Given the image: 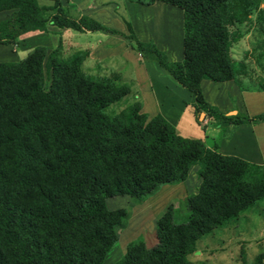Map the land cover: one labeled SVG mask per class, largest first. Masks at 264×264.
Masks as SVG:
<instances>
[{"label": "trees", "instance_id": "obj_1", "mask_svg": "<svg viewBox=\"0 0 264 264\" xmlns=\"http://www.w3.org/2000/svg\"><path fill=\"white\" fill-rule=\"evenodd\" d=\"M51 1L0 0V11L11 10L0 21V44L49 25L116 33L89 16L72 15L61 0ZM129 1L181 9L180 61H167L152 42L139 41L127 21L123 36L190 93L196 117L203 112L218 125L264 120V113L220 112L200 89L203 79L237 81L245 73L230 54L240 34L229 28L250 21L255 10L264 35L261 0ZM251 50L264 74V38ZM86 55L79 50L62 57L60 45L35 46L17 61L0 62V264H101L128 213L108 201L118 196L142 202L161 186L182 182L191 165H197L195 192L167 201L151 229L127 242L112 264H205L187 256L201 236L264 199V164L182 136L161 115L148 118L138 101L105 113L130 86L118 73H86ZM253 264H264V252Z\"/></svg>", "mask_w": 264, "mask_h": 264}, {"label": "crops", "instance_id": "obj_2", "mask_svg": "<svg viewBox=\"0 0 264 264\" xmlns=\"http://www.w3.org/2000/svg\"><path fill=\"white\" fill-rule=\"evenodd\" d=\"M49 1L51 4L52 1ZM109 1L111 0H99L96 5H104ZM112 1L122 7L123 10H130L131 12L154 8L157 11L166 10L168 13L173 14L174 10L172 7H165L163 5L165 3L159 1L149 5H142L129 0ZM61 2L67 4L68 0H61ZM71 2V5L77 9L80 15H91L85 12L89 7L81 5V0L77 2L71 0ZM10 12L11 10L0 11V21L6 19ZM129 17L126 19L122 17L124 21L123 29H115L105 25L114 29L116 33L98 30L99 32H105V34L98 35L97 39L86 46L66 43L64 38L73 39L77 37L76 34H90L89 32L95 31H75L49 25L45 31L26 32L14 44H0V59H2L0 62L17 61L35 46H45L48 50H51L60 45V55L62 57L75 51L85 50L87 55L82 63V68L86 69V73L95 75L118 73L122 80L130 86V92L133 94L132 102L138 101L141 104V111L148 118L159 114L173 125L182 136L201 139L206 147L212 148L214 146L221 154L234 155L254 164H264V120L255 124L218 125L203 112L196 117L190 93L176 83L167 73H162L155 67H153L154 76H151L147 65L142 60V56L125 41L123 35L127 33L125 25V21H127L139 41L152 42V38L146 34H141L134 24L135 21L130 20L135 19L133 15L131 14ZM177 21L179 30L182 31V12L181 18L178 17ZM237 61L244 63L241 58ZM258 72L255 77H252L249 73L241 74L237 77V81L214 82L203 79L200 81L201 93L206 102L226 114L239 112L246 115H255L264 113V103L263 106L260 105L264 101V89L261 88V85L264 84V74L261 71ZM152 77L155 78V82H153ZM236 98L241 103L240 106H237L231 100L236 101ZM191 168L194 175L192 181H189L188 172ZM196 169L197 165L190 166L187 176L182 182L161 186L157 192L141 203L140 215L137 216L143 217L141 218L143 222L142 229L151 225L157 211L161 210L169 199H182L186 195L195 192L199 184ZM118 253L120 256L121 250Z\"/></svg>", "mask_w": 264, "mask_h": 264}, {"label": "rangeland", "instance_id": "obj_3", "mask_svg": "<svg viewBox=\"0 0 264 264\" xmlns=\"http://www.w3.org/2000/svg\"><path fill=\"white\" fill-rule=\"evenodd\" d=\"M72 1L77 2L80 0ZM86 1L81 0L80 4L89 7L85 12L90 13V17L101 24L115 29H123L124 21L122 17L125 19L127 17L130 18L129 16L132 14L135 19L130 20L135 21L134 24L141 34H146L152 38V43H154V46L163 54L167 61L181 60L182 31L179 30L177 21L178 17L181 18V9L177 6L167 3L163 4L165 7H172V9H174L173 14L168 13L166 10L157 11L154 8L131 12L130 10H123L122 7L112 0L104 5L99 4L98 6L96 3L99 2V0H88L87 3ZM261 1V7L264 8V0ZM37 2L45 6L50 4L49 0H37ZM64 3L63 5L70 7L72 15L76 16L79 14L77 9L71 5V0H68L67 4ZM255 14L256 11L253 10L250 14V21L237 23L229 28L230 31H235L240 34V38L230 48L231 57L235 61L241 58V60L244 61L243 64L245 68H247L245 69V74L249 73L252 77H255V75L259 73L258 71L261 70L256 64L255 55L251 48L253 44L258 43L261 38H264V35L257 31L258 24L255 23ZM89 33L90 34H76L77 37L73 39L65 37L64 41L66 43L69 42L86 46L97 39L98 35L105 34V32L99 31ZM135 51L137 52L136 49ZM142 60L147 65L151 76H154L153 67L162 73H166L148 54L143 56ZM0 61H2V59H0ZM83 70L87 72L86 69L83 68ZM152 80L155 82V78ZM47 84L48 79L45 80V87ZM132 98L133 94L130 92L120 100L109 104L104 110L105 113H116L119 109L132 103ZM231 100L235 102L237 106H240L241 103L237 98L236 101L233 99ZM263 103L264 101L260 105L263 106ZM193 175V170L191 168L190 172H188L189 181H192ZM172 199L177 200L178 198H171L169 200ZM142 202H136L131 198H120L118 196L108 201L111 208L123 206L127 209L128 213L127 217L123 219L121 227L117 230V241L105 255L101 264L114 263L121 257L127 242L137 238L142 230L148 231L151 229L152 223L149 227H144L142 229L143 222L141 218L143 217L137 216L140 215L139 212L141 211L140 206ZM179 206L184 209L182 203H179ZM159 211L160 210H158L157 213ZM195 247L196 249L187 256L193 263L202 260L205 264H253L255 256L264 252V199L256 201L252 207L229 220L223 227H217L211 233L201 236L195 243ZM119 250H121L120 256L118 255Z\"/></svg>", "mask_w": 264, "mask_h": 264}]
</instances>
